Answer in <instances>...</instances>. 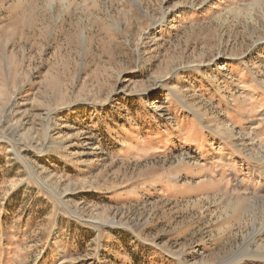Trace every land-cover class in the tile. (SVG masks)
Segmentation results:
<instances>
[{
    "label": "rangeland",
    "instance_id": "374dc122",
    "mask_svg": "<svg viewBox=\"0 0 264 264\" xmlns=\"http://www.w3.org/2000/svg\"><path fill=\"white\" fill-rule=\"evenodd\" d=\"M0 264H264V0H0Z\"/></svg>",
    "mask_w": 264,
    "mask_h": 264
}]
</instances>
